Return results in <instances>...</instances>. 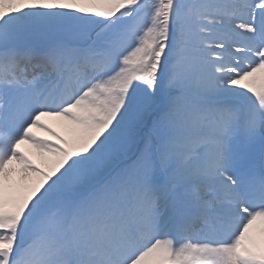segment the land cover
Segmentation results:
<instances>
[{
    "label": "snow or ice",
    "instance_id": "snow-or-ice-1",
    "mask_svg": "<svg viewBox=\"0 0 264 264\" xmlns=\"http://www.w3.org/2000/svg\"><path fill=\"white\" fill-rule=\"evenodd\" d=\"M0 264H264V0H0Z\"/></svg>",
    "mask_w": 264,
    "mask_h": 264
},
{
    "label": "bare ground",
    "instance_id": "bare-ground-1",
    "mask_svg": "<svg viewBox=\"0 0 264 264\" xmlns=\"http://www.w3.org/2000/svg\"><path fill=\"white\" fill-rule=\"evenodd\" d=\"M57 130L59 131L60 129H59V128H57Z\"/></svg>",
    "mask_w": 264,
    "mask_h": 264
}]
</instances>
